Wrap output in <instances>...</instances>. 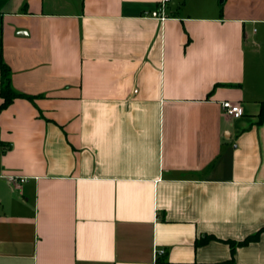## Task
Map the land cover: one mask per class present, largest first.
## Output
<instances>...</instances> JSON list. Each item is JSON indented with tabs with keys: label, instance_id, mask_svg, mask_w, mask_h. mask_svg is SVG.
I'll return each instance as SVG.
<instances>
[{
	"label": "crops",
	"instance_id": "obj_1",
	"mask_svg": "<svg viewBox=\"0 0 264 264\" xmlns=\"http://www.w3.org/2000/svg\"><path fill=\"white\" fill-rule=\"evenodd\" d=\"M161 1L4 0L0 264H264V0Z\"/></svg>",
	"mask_w": 264,
	"mask_h": 264
},
{
	"label": "trees",
	"instance_id": "obj_2",
	"mask_svg": "<svg viewBox=\"0 0 264 264\" xmlns=\"http://www.w3.org/2000/svg\"><path fill=\"white\" fill-rule=\"evenodd\" d=\"M4 4V0H0V10ZM0 72H1V86H0V95L3 98V101L0 104V111L7 107L16 97L24 96L28 98H32V96L17 91L11 82V69L8 63L4 60L2 49L0 48ZM264 119V103L260 110V120ZM264 230V226L260 228L253 234L248 235L244 239L240 241H230L231 248L234 251L236 245L246 244L252 240L258 238L260 233Z\"/></svg>",
	"mask_w": 264,
	"mask_h": 264
},
{
	"label": "built area",
	"instance_id": "obj_3",
	"mask_svg": "<svg viewBox=\"0 0 264 264\" xmlns=\"http://www.w3.org/2000/svg\"><path fill=\"white\" fill-rule=\"evenodd\" d=\"M167 1L168 0H162L161 1V6H162L161 9L164 8V5H165V3ZM222 105H223L225 111L229 115H231L233 117H240L241 115L244 114V108H243V106L239 102H233V101H230V100H225V101H223ZM9 179L12 180V181H14V182H22V181H24L25 178L24 177H19L18 178L16 176L10 175L9 176Z\"/></svg>",
	"mask_w": 264,
	"mask_h": 264
}]
</instances>
